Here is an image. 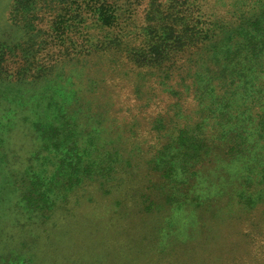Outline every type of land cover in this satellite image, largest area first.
Masks as SVG:
<instances>
[{
  "label": "rangeland",
  "instance_id": "1",
  "mask_svg": "<svg viewBox=\"0 0 264 264\" xmlns=\"http://www.w3.org/2000/svg\"><path fill=\"white\" fill-rule=\"evenodd\" d=\"M104 1L126 48L0 0V264H264V0ZM155 29L171 58L137 62ZM236 122L248 150L201 157ZM225 163L243 193L213 188Z\"/></svg>",
  "mask_w": 264,
  "mask_h": 264
},
{
  "label": "trees",
  "instance_id": "2",
  "mask_svg": "<svg viewBox=\"0 0 264 264\" xmlns=\"http://www.w3.org/2000/svg\"><path fill=\"white\" fill-rule=\"evenodd\" d=\"M17 5L18 15L14 14L12 12V16L10 19L16 20L17 22L23 21L22 18V12L24 10H35L37 9V14H40L41 7L43 9L49 8L52 10V12L55 13L54 18L51 19V25L53 29H56L58 32H65L66 30H71L74 34H76L74 31L82 34L87 35V40L91 41V43L98 46V48L107 49L108 47L117 46L118 48L124 47L126 48V45H128V39L130 37H136L138 34L135 33L132 29H127L123 31H115V33H112L111 30L104 29L105 24L108 23V21L111 20L112 22L115 21V19L119 20L120 16L118 14L117 8L115 5L111 6L112 11L110 12L107 8V2L104 0H16L14 6ZM108 11L110 13H108ZM108 13V14H107ZM45 14V13H44ZM41 16V15H40ZM45 15H42V18L44 19ZM115 18V19H114ZM130 18V17H129ZM262 27L264 28L263 20L261 23ZM111 25L110 27H112ZM103 27V29H101ZM99 28L97 30H106V32L102 33L99 32V34L94 33L93 31H90V29ZM74 30V31H73ZM156 29L152 35H149V33L144 37V39H141V45L138 47H132V52L130 53V56L137 57L136 61L139 63L143 62H151L154 59L158 58H171L169 51L174 47L173 44H169V42L162 40L160 41V38H165L164 33L162 32V29ZM150 36V37H149ZM96 39V40H95ZM89 43V42H88ZM100 43V44H99ZM126 44V45H125ZM169 44V45H167ZM200 48V47H199ZM96 49H91L89 52H93ZM210 50V48L206 49ZM258 107V106H257ZM245 109L244 107L241 108V110ZM258 115L260 116V109L257 108ZM234 124V135L236 138L238 135L237 132L242 131L243 132V138L240 140L239 143L235 144L229 139H224L222 133L215 132L214 138L218 142V147L224 145V143H227V146L223 149H220L217 155L215 153H212V147L207 146L203 149L201 152V157L206 160L210 161L211 159H215L216 156L219 157V161L229 162L225 160V158H232L234 160L235 158L239 157L240 155H243V152L248 150V147L250 143L252 142V136L249 138V133L247 129H244L243 124H239L238 122L233 123ZM242 128V129H237ZM264 136L263 130L259 133ZM249 143V145H248ZM262 155L264 156V145L261 147ZM226 166H223L219 169L214 168V171H217V173H220V171L223 174L222 183H217L214 185L213 188L215 190H220L218 194L225 193L226 190H229V192L234 193H243L245 189H242L240 187H237L235 185H232V179H233V172H232V166L229 163H225ZM262 170L264 171V163L261 164ZM226 171V172H225ZM195 172V171H194ZM193 172V173H194ZM210 174H213L212 171L210 172H203L202 178H207L208 181L205 182V180L200 181L201 186L200 190H205L208 186H210L213 183V180L210 178ZM32 175V176H31ZM7 176L10 181H14V184L17 186L18 190L21 192H24L23 190H31L33 191V186L35 184L34 181L38 179L37 172H30L29 169L26 167L25 169H21L19 171H16L14 169H8ZM224 176L227 181H224ZM219 180V178H218ZM247 180V179H245ZM260 194H264V191H260ZM11 261H9V264Z\"/></svg>",
  "mask_w": 264,
  "mask_h": 264
}]
</instances>
